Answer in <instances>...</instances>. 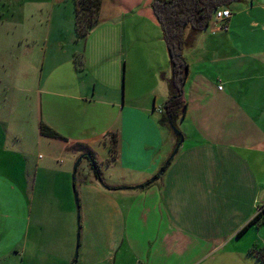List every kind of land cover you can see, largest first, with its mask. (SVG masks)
I'll list each match as a JSON object with an SVG mask.
<instances>
[{"label": "crops", "instance_id": "obj_1", "mask_svg": "<svg viewBox=\"0 0 264 264\" xmlns=\"http://www.w3.org/2000/svg\"><path fill=\"white\" fill-rule=\"evenodd\" d=\"M152 2L100 0L90 33L83 39L68 34L73 49L65 51L63 40H56L61 49L46 68L42 49L44 70L28 91L30 132L0 141V150L18 156L0 162V264L30 261L33 251L54 245L72 249L75 157L81 249L76 264H113L117 254L120 264L125 258L130 264H258L249 254L256 241L238 243L252 227L237 234L264 208V40L261 48L242 52L228 32L245 14L250 30L260 27L264 36V0L232 2L225 7V29L212 32L208 48L201 32L186 47L185 57L217 64L210 68L217 79L220 73L214 105L221 127L207 133L204 119L213 98L199 87L192 107L185 100L178 129L186 146L176 150L171 129L157 122L171 71ZM206 78L197 73L193 85L200 81L203 87ZM40 122L64 140L40 135ZM110 134L116 139L113 158L91 144ZM33 143L36 150L51 145L52 152L34 157Z\"/></svg>", "mask_w": 264, "mask_h": 264}, {"label": "rangeland", "instance_id": "obj_2", "mask_svg": "<svg viewBox=\"0 0 264 264\" xmlns=\"http://www.w3.org/2000/svg\"><path fill=\"white\" fill-rule=\"evenodd\" d=\"M73 7V0H0V141H2L4 135H6L8 142L11 143L15 139V133L20 132L24 133V136H28L30 132L29 118L32 117V108L28 98V91L33 85L35 86L39 80L38 76L42 68L41 65L44 57L42 49L46 50V62L43 68H46L48 61L55 57L56 51L61 49L55 45L56 40H63V42L60 40L58 43H62L65 51L69 52L73 49L70 46L72 41L69 39L70 33H75ZM244 15L245 14L240 15L235 19L236 23L228 33L231 37V41L240 51H254L256 50V45L258 48L263 46L262 39L264 40V36L260 27H254L250 30L248 25L249 21L246 18L247 16L245 17ZM217 30L215 21L211 20L209 25L201 32L203 37L207 38L205 39L206 42H204L207 46L206 48L209 46L208 41L213 37L211 35H214L212 32L218 33ZM185 37V43L189 46L188 49L192 48L196 37L193 36L190 30H186ZM256 39H259L258 43H256ZM201 43H199V47H201ZM181 53L182 56L186 58L185 62L189 64V72L187 70V76L182 86L183 99L184 101H190L192 107V103L197 102L200 98L202 90H206L210 93L213 98V104L212 106H207L208 109H206V111L208 115L205 117L204 121L206 122L207 133H212L213 135L214 130L221 127V122H218L216 119V107L214 105V98L218 96L215 88L220 85V73L217 79V74L210 68L217 64H211L208 58L199 61L190 59V57H185L187 54L186 47L182 48ZM43 68L42 70H44ZM197 73L200 75L201 79L202 76L207 77L206 83L203 82V84H205L203 87L200 81L197 84L195 82V86L193 85ZM192 85L194 95L190 98L188 93ZM199 87L202 89L201 91ZM217 88L220 89L221 87L219 86ZM196 89L198 90L197 92ZM204 92L205 91H203V93ZM165 98L166 96L163 95V97L159 99V103L163 105L166 100ZM194 115L195 112L191 114V119L194 118ZM180 123L181 118L175 122V128L183 138L184 132L181 133L180 129H178ZM164 128L167 129V127ZM167 130L170 131L169 129ZM109 141L110 137H107V141L91 144L98 150L105 149L102 154V156H105V151L109 150ZM179 144H185L186 146V143H182V141ZM36 148L37 146L33 143L32 156L37 157L39 155V158L46 156V153L52 149L51 145H43L39 150H36ZM50 152H52V150ZM53 156L55 157L56 154ZM12 158H18V156L14 153H10V151L0 150V162L3 163V161ZM78 158L79 157H75L72 161L70 175V191L72 193V202L75 210L74 218L72 217V223H74L72 249H63L58 245H54V249L42 248L39 251H33L32 260L23 261L19 264L77 263L78 254L80 255L81 252L79 246L80 218H78V202L75 204V198L77 197L75 195V187L72 185V173ZM262 163H264V161H262ZM107 167L109 166L106 164L104 166L105 172L106 170L109 172V168L107 169ZM250 227H252L250 231L241 237L238 243H241L240 245H246L247 241L248 245L251 244L252 240H255L256 246H262L261 242L264 241V223L259 226ZM113 241V246L119 244L116 238ZM37 256L39 259H37ZM118 257V254L117 256H113V264H120ZM130 261V259L128 260V258H125L121 264H130ZM225 264L229 263L227 262Z\"/></svg>", "mask_w": 264, "mask_h": 264}, {"label": "trees", "instance_id": "obj_3", "mask_svg": "<svg viewBox=\"0 0 264 264\" xmlns=\"http://www.w3.org/2000/svg\"><path fill=\"white\" fill-rule=\"evenodd\" d=\"M242 0H153L151 8L159 23L163 38L167 47L170 62L171 75L166 81L168 97L162 105V110L157 120L160 126L175 127V122L184 116L186 103L182 96V86L187 76L188 65L182 56V48L187 47L185 43L186 30H190L196 37L214 20L215 12L224 9L232 2ZM74 10V32L77 39L85 38L98 22L100 0H73ZM186 44V45H185ZM40 135L64 140L52 128L40 122L38 124ZM175 138L174 148L179 146V138L172 133ZM109 151L113 158L116 150V139L113 134L109 135ZM85 156L88 158L89 166L96 178H99V168L91 151H87ZM158 177L157 174L153 179ZM153 179L147 180L140 187H146ZM264 208L257 212L251 220L240 229L238 236L250 226H259L264 223ZM249 254L254 257L258 264H264V248L252 246Z\"/></svg>", "mask_w": 264, "mask_h": 264}, {"label": "built area", "instance_id": "obj_4", "mask_svg": "<svg viewBox=\"0 0 264 264\" xmlns=\"http://www.w3.org/2000/svg\"><path fill=\"white\" fill-rule=\"evenodd\" d=\"M229 17H230V11L227 8L218 9L214 15V21L216 23L217 29H225L224 23ZM159 112H161L160 109ZM262 208L263 207L258 208L257 212H260Z\"/></svg>", "mask_w": 264, "mask_h": 264}, {"label": "water", "instance_id": "obj_5", "mask_svg": "<svg viewBox=\"0 0 264 264\" xmlns=\"http://www.w3.org/2000/svg\"><path fill=\"white\" fill-rule=\"evenodd\" d=\"M170 129H171L172 133H173L175 136H177V137L179 138V143H181V141H182V136L180 135L179 131H178V130H177L172 124L170 125ZM79 160H80V158L77 159V161H76V163H75V165H74V167H73V173H74V171H75L76 164H77V162H78ZM75 204H77L76 199H75Z\"/></svg>", "mask_w": 264, "mask_h": 264}]
</instances>
